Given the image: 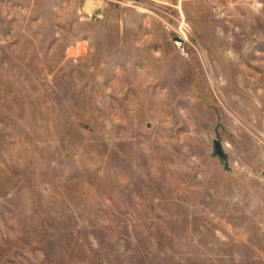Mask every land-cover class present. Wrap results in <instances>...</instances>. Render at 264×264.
<instances>
[{"label":"rangeland","instance_id":"rangeland-1","mask_svg":"<svg viewBox=\"0 0 264 264\" xmlns=\"http://www.w3.org/2000/svg\"><path fill=\"white\" fill-rule=\"evenodd\" d=\"M0 264H264V0H0Z\"/></svg>","mask_w":264,"mask_h":264},{"label":"water","instance_id":"water-1","mask_svg":"<svg viewBox=\"0 0 264 264\" xmlns=\"http://www.w3.org/2000/svg\"><path fill=\"white\" fill-rule=\"evenodd\" d=\"M174 41L177 43H181L182 45L185 43V40L179 36L174 37ZM214 156L219 157L224 163H227V154L224 151L223 144L219 140H214Z\"/></svg>","mask_w":264,"mask_h":264},{"label":"built area","instance_id":"built-area-1","mask_svg":"<svg viewBox=\"0 0 264 264\" xmlns=\"http://www.w3.org/2000/svg\"><path fill=\"white\" fill-rule=\"evenodd\" d=\"M89 15H90V17H93V16H94V14H93V13H90ZM181 32L183 33V31H182V30H181ZM184 37H185V35H184Z\"/></svg>","mask_w":264,"mask_h":264},{"label":"bare ground","instance_id":"bare-ground-1","mask_svg":"<svg viewBox=\"0 0 264 264\" xmlns=\"http://www.w3.org/2000/svg\"><path fill=\"white\" fill-rule=\"evenodd\" d=\"M99 4H101V2H99Z\"/></svg>","mask_w":264,"mask_h":264}]
</instances>
